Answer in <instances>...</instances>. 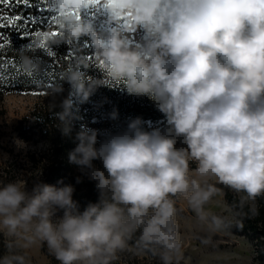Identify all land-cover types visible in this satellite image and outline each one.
Segmentation results:
<instances>
[{
  "label": "clouds",
  "instance_id": "9594fccd",
  "mask_svg": "<svg viewBox=\"0 0 264 264\" xmlns=\"http://www.w3.org/2000/svg\"><path fill=\"white\" fill-rule=\"evenodd\" d=\"M55 10L61 35L50 36L49 46L86 37L103 66L99 77L89 75L87 56H79L51 89L61 133L72 134L74 99L87 102L109 88L106 81L126 95L146 97L163 126L148 130L136 116L102 134L81 124L68 162L81 173L76 184L87 177L97 193L82 209L75 186L63 179L50 184L40 173L31 187L20 178L0 180V264H32L30 251L42 248L58 264H118L124 256L182 264L179 201L194 213L192 235L206 246L258 215L264 0H58ZM25 47L23 70L39 72V57L26 55ZM64 84L68 95L57 104ZM109 116L117 120L118 110ZM13 143L17 150L28 147L19 138ZM8 160L0 152V165ZM226 190L238 200L210 211Z\"/></svg>",
  "mask_w": 264,
  "mask_h": 264
},
{
  "label": "trees",
  "instance_id": "16d2710c",
  "mask_svg": "<svg viewBox=\"0 0 264 264\" xmlns=\"http://www.w3.org/2000/svg\"><path fill=\"white\" fill-rule=\"evenodd\" d=\"M0 12L5 15H15L21 12L24 15L30 13L38 15L35 8L28 9L15 3L11 7L0 6ZM84 15H86L85 12ZM49 30H56L55 22L30 25L29 32L32 34L24 38H21L20 32L16 29H0V32H3L10 41L4 48H0V60L10 62L0 72V119L6 112L2 101L7 94L26 92L36 96L37 101L32 111L17 126L18 136L25 143L39 148L38 151L30 154L32 169L37 172V176L41 173V179L50 184H57V181L61 179L66 184H73L76 189L74 199L79 201L82 209L87 202L96 201L97 193L94 183L89 182L87 177H83L82 183L76 184V177L81 173L75 165L68 162V152L75 147V133L81 124L98 129L103 134L105 130L115 131L117 128L125 127L126 121L131 117H142L146 121L145 127L148 130L154 126L162 127L163 118L146 97L136 98L126 95L115 89L119 87L118 85L106 81L108 87L114 89L101 87L84 103H81L79 99H74L73 131L70 136H64L56 127L59 121L53 116V112L60 111V109L58 107L51 109L52 98L48 94L55 85L62 81L64 70L73 64L77 57L87 56L89 64L85 71L89 75L99 77L103 73V66L95 61L86 37L76 43H65L59 47L49 46L48 41L51 37L45 40L43 36V33ZM41 41L55 51L54 57L47 56L39 47ZM22 45H32L30 48L25 47L23 51L31 57H39L41 62L39 72L29 75L23 70L20 63ZM69 51L72 53L71 56H68ZM45 65L49 68V72L44 73V77L41 78L40 73ZM64 89V93L56 97L57 104L63 96L68 95L67 84H64ZM114 108L119 112L117 120L109 116ZM95 163L100 166L98 161ZM225 197L229 205L238 200L236 194L232 192H228ZM257 204L258 215L250 219L243 218V228L233 227L231 232L249 239L254 248L255 261L258 264H264V198H257Z\"/></svg>",
  "mask_w": 264,
  "mask_h": 264
},
{
  "label": "rangeland",
  "instance_id": "374dc122",
  "mask_svg": "<svg viewBox=\"0 0 264 264\" xmlns=\"http://www.w3.org/2000/svg\"><path fill=\"white\" fill-rule=\"evenodd\" d=\"M86 16H90L91 11L85 10ZM37 98L35 95L26 92H14L7 94L3 101L5 115L0 119V152L7 153L9 160L0 165V180H11L20 178L28 182L37 176L33 171L30 154L38 151L35 145L27 144L26 149L17 150L13 143L14 138H19L17 126L19 122L27 116L33 109ZM231 191L226 190V194ZM226 195L214 198V202L208 207L214 213H220L226 202ZM227 203V202H226ZM181 210L178 216V223L181 225L184 235V259L182 264H258L255 261L254 248L251 241L243 236L230 232L227 235L214 238L217 242L215 246L202 245L199 240L192 235L191 217L194 216L183 201L178 202ZM29 255L32 264H58L53 257L47 254L46 248L33 249ZM119 264H157L148 258L122 257Z\"/></svg>",
  "mask_w": 264,
  "mask_h": 264
},
{
  "label": "snow or ice",
  "instance_id": "6c2138e0",
  "mask_svg": "<svg viewBox=\"0 0 264 264\" xmlns=\"http://www.w3.org/2000/svg\"><path fill=\"white\" fill-rule=\"evenodd\" d=\"M58 0H0V6L11 7L13 3L17 5H23L25 8L32 9L35 8V14L24 15L22 12L15 15H5L3 12H0V29L4 28H13L20 32L21 38L27 37L32 33L29 32L30 25H44L46 23L51 24L57 19V13L55 10V5ZM93 4L97 3L98 0H92ZM73 15L79 16V12H73ZM90 15H95L91 12ZM40 35V33H37ZM61 33L57 30L52 32H44V39L47 40L49 36H59ZM10 41L4 35L3 32H0V48H4L7 43ZM27 47H32V45H26ZM39 47L47 54L49 57H54L56 55L55 51L48 47L43 41H41ZM72 53L69 51L68 56H71ZM10 62L0 60V72L3 71L4 67ZM49 72L47 65L44 66L43 70L40 73L41 78L44 77V73ZM32 75V74H29ZM51 82V81H49Z\"/></svg>",
  "mask_w": 264,
  "mask_h": 264
}]
</instances>
